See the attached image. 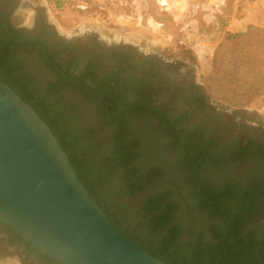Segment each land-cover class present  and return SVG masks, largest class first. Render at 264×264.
<instances>
[{
    "label": "rangeland",
    "instance_id": "obj_1",
    "mask_svg": "<svg viewBox=\"0 0 264 264\" xmlns=\"http://www.w3.org/2000/svg\"><path fill=\"white\" fill-rule=\"evenodd\" d=\"M236 1L219 2L221 8L227 5L223 8L227 11L212 13L208 8L211 0H20L10 19L32 34L45 26L51 33L50 45H65L67 39L78 46L81 42L88 47L92 45L99 51L101 43L125 45L144 57L157 58L161 64L171 62L180 75L195 79L204 90L211 112L229 125L230 130H221L217 148L225 147L227 142V147L233 149L236 141L242 142L245 136L258 143L259 139L264 140V96L237 103L208 93L207 78L214 51L225 36V21L233 14L230 10ZM243 1L246 0L239 3ZM16 59L20 63L19 72L33 80L38 97L50 101L46 117L62 122L76 139L78 152L83 155L80 167L84 176L96 181L100 197L110 200L126 228L137 227L140 240L146 238L155 246L160 244L159 233L154 235L144 223L142 209L149 196L159 193H166L175 207L168 228L174 226L179 231L176 245L183 246L199 235L213 240V227L225 226L220 220L223 216H211L210 209L200 206L205 199L198 192L200 185L207 186L212 193L231 186L236 195L227 197L224 206L235 211L249 205L244 233L253 232L257 240L264 234V157L259 153L251 152L243 158L241 154L240 158L234 155L224 162L207 157L202 168H193L186 164L183 146H176L171 135L157 128L156 119L131 117L127 137L137 145L138 157L130 168L140 170L134 180H141V187L132 192L125 188L129 169L118 160L114 126L105 123L101 107L78 89L64 88L60 96L50 93L48 86L58 77L39 48L20 52ZM153 100L154 105L164 108L168 96L159 94ZM180 109H184L182 104ZM110 164L112 168L108 167ZM250 192H256L258 197L244 206L243 197ZM8 239L7 233L0 231V264H55L19 239H13L12 244ZM189 261L194 262L191 256Z\"/></svg>",
    "mask_w": 264,
    "mask_h": 264
},
{
    "label": "trees",
    "instance_id": "obj_2",
    "mask_svg": "<svg viewBox=\"0 0 264 264\" xmlns=\"http://www.w3.org/2000/svg\"><path fill=\"white\" fill-rule=\"evenodd\" d=\"M30 39L23 28L14 25L11 19H5L0 9V47L4 43L13 42L6 46L4 53H0V79L15 89L25 101L43 116L68 153L71 162L80 178L89 188L92 197L100 205L102 201L106 203V207L101 205L103 210L127 236L169 264H264V234L257 240L253 232L244 233L249 205L246 208L242 206L235 211L224 206L227 197L236 195L231 186L228 189L215 191L216 193L210 192L207 186L200 185L198 188L200 190L198 192L205 197L204 200H201L200 206L204 209H210L211 216L217 217L220 214L223 216L220 220L225 226L215 225L213 227L211 231L214 235L213 240L207 239L204 235H199L196 239L191 237L190 241L183 246L176 245L175 240L179 231L174 226L168 228L175 207L168 201L169 197L166 193L149 196L142 207L143 213L145 212L144 223L148 224L154 235L159 233L160 244L155 246L152 240L146 238L140 240L137 234L128 231V228L118 218L119 214L114 210L110 200L100 197L96 181L89 180L84 176L83 168L80 167L84 162L82 160L83 155L78 152L76 139L72 137L71 131L65 129L62 122L53 121L46 117L49 113L47 106L50 101L44 96L38 97L34 85L28 82V76L19 72L20 63L17 61V57L10 56L13 49L23 47L16 45L17 42H27ZM25 47L42 49L43 46L29 43ZM79 53V51L76 52L72 63L67 68L68 72L75 74L76 79L60 71L58 78L61 82L58 86L52 82L48 86V91L60 96L64 87L71 85L73 89L80 90L88 100L95 101L101 107L105 123L114 126L113 138L120 165L129 169L124 179L125 188L135 192L141 187V180H134V176L140 170L130 168L138 157L137 145L127 137L131 117L156 119L157 128L162 129L165 134L171 135L170 137L175 139L174 144L176 146H183L184 158L188 166L202 168V165L206 163L203 160L207 157L213 161H225L223 157L226 155L227 146L223 147V151L216 146L218 142L220 143V129L223 126H217L215 130L211 128L214 126L211 118L215 116L210 109L203 110L202 95L196 100L197 106L177 109L174 115L171 114V111L165 112L164 109H159L154 105L152 97L160 83L157 80L160 75L155 71L156 65L151 57V64L143 57L135 61L130 58L129 62L120 68L117 82L114 84V74L111 71H107L104 78H92L91 72L92 70L95 71L94 67L98 63L94 60H101L93 55L83 72L79 71L76 74ZM45 54L46 52L43 51L42 55ZM44 59L50 62V59L46 57ZM49 65L52 66V64ZM52 67L54 68V66ZM82 81L90 85L86 86ZM207 82L209 95H216L223 100L248 103L264 96V27L251 24L244 31L231 32L226 30L225 36L215 48L212 70ZM93 86L98 89L93 88ZM201 92H204L203 88ZM197 118H199L198 121L194 123L193 120ZM243 150L242 158L245 154L255 151L264 157V140L259 139V143L257 140H253ZM240 151V146L231 149V152L235 154L239 152L235 156L237 158L241 157ZM108 167L112 168V164ZM131 171H134V174ZM257 197L256 192H250L243 197L242 203L245 206L246 203L254 201ZM0 231H5L8 234L10 244L13 243V239L17 238L30 249H35L47 256L55 264H62L15 232L1 219ZM189 256L194 261L193 263L189 261Z\"/></svg>",
    "mask_w": 264,
    "mask_h": 264
},
{
    "label": "water",
    "instance_id": "obj_3",
    "mask_svg": "<svg viewBox=\"0 0 264 264\" xmlns=\"http://www.w3.org/2000/svg\"><path fill=\"white\" fill-rule=\"evenodd\" d=\"M0 219L62 264H169L111 220L43 116L1 79Z\"/></svg>",
    "mask_w": 264,
    "mask_h": 264
},
{
    "label": "flooded vegetation",
    "instance_id": "obj_4",
    "mask_svg": "<svg viewBox=\"0 0 264 264\" xmlns=\"http://www.w3.org/2000/svg\"><path fill=\"white\" fill-rule=\"evenodd\" d=\"M19 1L20 0H0V9L5 19L11 18L10 15L14 11V8L16 7V4L19 3ZM36 31H37L36 33L32 34V33H29L26 29H24V32L26 33V35L30 37L31 39L27 42H22V43L19 42V44H16L18 46H23V47H21L20 49H17V48L13 49L12 52L10 53V56L14 58L17 57L19 55L18 53L19 50H20L19 52H23V51L25 53L31 52L33 49H28L25 47L29 43L40 44L43 47L42 49L40 48L39 51L41 53L43 51L46 52V54L43 56L50 59V62L48 61L47 62L48 64H52V66H54L57 77L58 75H60L59 74L60 71H63L71 78L76 79L75 74L68 72L67 68L72 63L73 57L75 56L76 52L79 51L80 53H79V57L77 60L79 61V64L76 65L77 66L76 74L79 71L83 72L85 66L88 64L90 60V57L93 55V56L100 58L101 60H97V59L94 60V62H98V63L94 67L95 71L92 70L91 72L92 74L90 73L92 78L93 79L104 78L107 71H111L114 74L113 75L115 79L114 84L117 82L119 71H120V68L123 66V64L125 63L127 64L130 58L132 59V61H135L143 57L144 59H147L146 61L149 62V64H151L153 60V62L156 65L155 71L160 75L158 76L159 78H157V80H159L158 82L160 83L158 84V87L156 88V92L154 96L152 97V99L155 98V96L159 94H166V96H168V100L166 102L165 107L164 108L157 107V108L164 109L165 112L171 111V114H173V112H175L179 108L180 104H182L184 108H188L191 106H194V107L197 106L196 100L202 95L203 101H204L203 110L205 111L207 108L210 109V104L206 96L201 92V88L198 84H196L194 78L187 76V75L185 76L180 75L179 71L177 74H174V75L166 73V71L163 70L164 68L159 67V64L157 63L155 58H152V60H150V58L144 57L142 55H138L135 51H133V49L125 45H112V44L108 45V44L101 43V46H102L101 51L94 49L95 47L92 45L88 47L84 45L83 42H81L80 46H78L76 45V43L73 42V40H70V39L66 40L65 45L64 44L61 45L58 43H53L52 45H50L49 44L50 43L49 35L51 34L50 31H48L47 28L43 25L40 28H38ZM5 48L3 49V51H1L2 53L5 52ZM68 53L70 54L67 57L66 54ZM0 60H1V57H0ZM28 82L33 85L32 79H30V77H28ZM60 82H61L60 78L55 80L54 82L55 86H58ZM82 82L86 86L90 85L89 83H86L84 81ZM68 87L72 88L71 85H67L64 88L69 89ZM93 88L98 89L97 87H94V86ZM213 115L215 117L211 118V122L216 128L217 126L218 127L223 126V128L229 129V125L226 124L224 118H222L221 116H217L215 113H213ZM222 129H220V132ZM245 137L246 138L242 142L239 140L236 141V146H240V149H241L240 154H242L244 152L243 149L245 147H248L250 143L254 140L250 136H245ZM226 141H229V139H227ZM226 146H227V142L225 143V147ZM221 149L223 151V148ZM237 154H235L234 152H231L230 147H226V155H225L226 158H224V160H226L229 157H233L234 155H237ZM101 205L103 207H106V203L103 201L101 202ZM137 230H138L137 227H133L131 229L128 228V231H130L133 234H137Z\"/></svg>",
    "mask_w": 264,
    "mask_h": 264
},
{
    "label": "crops",
    "instance_id": "obj_5",
    "mask_svg": "<svg viewBox=\"0 0 264 264\" xmlns=\"http://www.w3.org/2000/svg\"><path fill=\"white\" fill-rule=\"evenodd\" d=\"M219 2L224 3L225 0H211V2H209L210 4L208 3V5L211 6V8L210 6L208 8L212 9V13L213 11H220L222 13H224V10L227 11V9H223L227 5L221 8L222 4ZM230 11L233 12V14L230 15L228 13L229 19L225 21V24H227L226 30L231 32L244 31L251 24L264 27V0H246L240 3L239 0H237ZM18 248L22 249L23 246L18 245Z\"/></svg>",
    "mask_w": 264,
    "mask_h": 264
}]
</instances>
